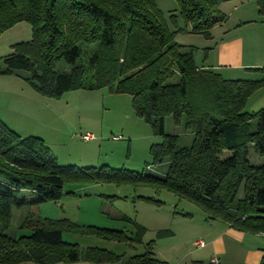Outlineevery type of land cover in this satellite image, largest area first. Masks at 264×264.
Here are the masks:
<instances>
[{
    "label": "trees",
    "instance_id": "obj_1",
    "mask_svg": "<svg viewBox=\"0 0 264 264\" xmlns=\"http://www.w3.org/2000/svg\"><path fill=\"white\" fill-rule=\"evenodd\" d=\"M223 1L231 0H176L190 33L206 38L226 20L218 8ZM254 1L264 23V0ZM22 22L31 28L30 40L14 44L0 57V75L25 73L22 79L45 98L104 87L128 94L136 115L163 138L149 149L152 164L167 161L168 169L159 177L107 165L62 166L43 139L21 137L0 119V264H67L80 259L168 264L155 257L153 242L143 253L123 259L105 249L80 250L62 239L64 231H79L140 241L143 228L130 238L119 230L79 229L64 220L35 219L26 221L29 235L7 234L13 207L57 201L69 181L163 187L200 206L209 219L264 235V165L249 159L250 149L264 156V107L244 112L249 97L264 87V76L231 80L199 68L194 49L175 42L177 31L170 30L155 0H0V36ZM60 61L71 69L56 71ZM255 70L264 75V68ZM167 116L175 124L183 119L192 131L188 147H178V137L165 133ZM241 188L242 198L236 200ZM24 190L31 193L29 198L17 196ZM259 264H264V255Z\"/></svg>",
    "mask_w": 264,
    "mask_h": 264
},
{
    "label": "rangeland",
    "instance_id": "obj_2",
    "mask_svg": "<svg viewBox=\"0 0 264 264\" xmlns=\"http://www.w3.org/2000/svg\"><path fill=\"white\" fill-rule=\"evenodd\" d=\"M234 1L240 2L231 0L220 3L218 8L226 16V20L223 24L215 26L214 32H212L213 29L211 30V38L190 33L191 25L186 24L180 17L176 0H155V3L162 11L170 30L177 31L175 42L192 47L195 63L201 68L209 47L213 48L222 35L232 38L238 34L246 41L248 39L247 44H254L258 46V50L264 51V33L251 31L252 28H258L256 23L242 24V27L238 28L240 25L237 24V19L234 20L231 17L233 14L232 2ZM252 2L255 1L252 0ZM213 34L216 35V38ZM9 39H13L10 33L0 38V50ZM28 40L30 39L28 38ZM14 41L11 40V43ZM55 69L58 72H63L69 71L71 67L60 61L56 64ZM218 72L224 79L231 80H258L264 76L262 72L256 70L244 76L231 71ZM20 75L23 77L25 73L0 75V97L3 99V103L7 104V101L10 103L12 98H16L17 108H19H8V111L12 113L6 112L3 115L8 119L12 130L15 129L13 131H16L21 137L38 133L34 129L29 128L28 130V127L33 128L36 122L43 127V124L46 123L42 132L46 141L41 139L50 148L59 165H73L79 168H99L107 165L111 169L145 171L159 177L166 174L167 161L152 164L149 153L151 145L161 143L163 138L154 135L151 126L136 115L128 94L116 93L104 87L93 90L77 89L65 92L59 98H45L38 95ZM22 83L26 84L28 90L34 91L42 98L41 102L33 103L37 107V113L28 112V102H31L28 101V96L18 98L19 92H21L19 86ZM28 90L24 91L28 92ZM33 98L35 97L33 96ZM263 107L264 87L249 97L244 112L254 113ZM165 133L178 137V147H188L192 143L193 133L185 128L183 119L180 124H175L172 117L167 116ZM86 134L92 135L93 138L83 139ZM249 159L253 165H264V156L256 155L253 149H250ZM242 195L241 188L236 200L241 199ZM17 196L29 198L31 193L24 190L17 193ZM124 217L127 220H123ZM35 219L64 220L79 229L94 226L119 230L130 238L136 237L138 229L143 228L140 241H115L82 234L79 231H64L62 234L64 242L77 244L80 250H86L89 247L105 249L117 256H122L123 259L143 253L149 242H153L155 257L168 264H211L212 258L218 264H254L259 261L258 255L255 254L254 257L249 258L251 255L249 253L259 249L264 250L263 236L245 233L256 238V241L250 242L245 239L239 241L241 257L234 253L235 258L226 261L228 255L231 254L229 253L231 249L228 251V255L221 253L224 256L220 257L219 263L216 256H211L209 249L212 250V247L208 246L207 240L223 228H233L221 220L209 219L208 213L194 202L180 198L163 187L150 185L108 181L66 182L57 201L24 205L20 208L13 207L7 234L15 238L29 235L30 229L26 221ZM237 232L244 234V232ZM198 241L203 242L200 247L195 245ZM229 241L234 240L225 239L228 247L236 246V241L231 244ZM67 264L96 263L80 259ZM100 264H122V260Z\"/></svg>",
    "mask_w": 264,
    "mask_h": 264
},
{
    "label": "crops",
    "instance_id": "obj_3",
    "mask_svg": "<svg viewBox=\"0 0 264 264\" xmlns=\"http://www.w3.org/2000/svg\"><path fill=\"white\" fill-rule=\"evenodd\" d=\"M238 1L240 2L239 3L236 1L232 2L233 14L231 15V17L234 20L237 19L236 22H238L237 24L240 25V26L237 25L238 28L242 27L241 26L242 24L256 23L258 28H252L251 31L264 33V23L260 22V16L258 15L255 2H252V0H238ZM214 29L215 28H213L212 32H214ZM9 33L12 34L13 39H9L8 42H5L6 44L3 47V49L6 48V50H3V49L0 50V57L9 54L14 44L19 43V42L28 41V38L30 39L31 37V28L27 23L22 22V23L15 25L11 29L7 30L2 35L3 36L8 35ZM214 35L215 34H213V36ZM214 38H216V35L214 36ZM11 40H15L14 43H11ZM246 42H248V39L246 41L245 38H242L238 34L234 35L232 38L231 37L227 38V35H222L219 41L215 43V46L213 48L209 47V51L206 54V59L202 63L201 68L208 69V70H214L215 72L231 71L232 73H241L243 76L245 74L252 73V71H255L254 69L256 68H264V51L262 49L258 50L257 49L258 46H255L254 44H251V43L247 44ZM243 71H251V72H243ZM253 73H258V72H253ZM19 87H20L21 92H19L20 95L18 96V98L28 96V101L32 102V103L28 102V112L31 114L37 113L38 112L37 107H35L33 103H35V101L41 102L42 98L36 95L34 91L28 90L25 83L24 84L22 83ZM25 89H27L28 92L24 91ZM33 96L35 98H33ZM16 103H17V99L12 98L10 103L9 101H7V104L6 103L4 104L3 99L0 97V118L7 125H9L8 123L9 121L6 117H4L3 114L6 112L12 113L8 111V108L9 109L10 108L19 109L17 108L18 104ZM43 125L45 127L46 123ZM8 127L10 128L11 126L9 125ZM44 127L38 122H36V125L33 128L28 127V130L29 128L34 129V130H37L38 133L36 132L32 133L34 135H30L29 133L28 134L30 136H38L40 138H43L46 141V138L42 135ZM244 235H247V236H244ZM259 236L264 237V235H261V234ZM225 239L234 240V241H229V244H231L232 242L235 243L236 241L237 242L236 246L231 247V248L228 247L227 244L225 243ZM244 239L249 240L250 242L252 240L256 241V238L249 236L248 234H245V233L242 234L233 229L223 228L217 234H213V236L207 240V244L208 246L212 247L213 251L209 249L211 256H214V257L216 256L215 258H217L220 263V257L221 256L223 257L224 256L223 254L228 255V251L231 249L232 250L229 252L231 254L228 255L229 257L226 259V261L232 258H235L233 255L234 253H236L238 257H241V252L239 250L238 243L239 241H242ZM260 246H263V245H260ZM249 254H251L249 258L254 257L255 254L258 255L257 259H259V261L257 263L256 262L254 263V264H258L262 256L264 255V250L259 249L256 252L249 253Z\"/></svg>",
    "mask_w": 264,
    "mask_h": 264
},
{
    "label": "built area",
    "instance_id": "obj_4",
    "mask_svg": "<svg viewBox=\"0 0 264 264\" xmlns=\"http://www.w3.org/2000/svg\"><path fill=\"white\" fill-rule=\"evenodd\" d=\"M92 138H93V136L90 135V134H86V135H84V137H83V139H85V140H90V139H92ZM202 244H203V242H201V241H198V242L195 243V245H196L197 247H200ZM210 263H211V264H218V262H217L215 259H211Z\"/></svg>",
    "mask_w": 264,
    "mask_h": 264
}]
</instances>
